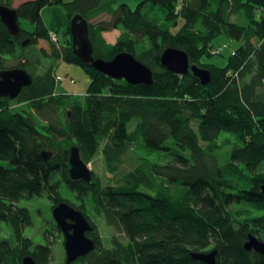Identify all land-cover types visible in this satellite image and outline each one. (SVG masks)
<instances>
[{
	"label": "trees",
	"instance_id": "1",
	"mask_svg": "<svg viewBox=\"0 0 264 264\" xmlns=\"http://www.w3.org/2000/svg\"><path fill=\"white\" fill-rule=\"evenodd\" d=\"M120 1L26 2L17 10L34 28H21L18 37L0 20V72L23 68L33 76L17 98L24 106L14 109L9 98H0V222L14 236L0 242V264H23L27 255L50 264L51 238L58 236L49 233L46 245L25 236L33 220L20 203L48 192L54 210L66 201L62 184L80 202L68 201L91 223L87 236L95 244L72 264H205L192 254L213 250L216 264H264V256L244 244L257 233L264 242V0H138L136 9ZM0 2L12 7L14 0ZM147 5L161 7L167 22L150 20L143 13ZM51 6L63 13L64 24L44 21L42 12ZM103 14L109 20L92 22ZM76 15L89 23L95 59L132 53L153 71L154 83L131 85L83 64L70 31ZM180 20L184 23L173 34ZM51 27L63 32V49L51 41ZM117 29L123 30L117 41L107 42L104 33ZM222 35L239 43L228 56L226 44L214 45ZM29 46L53 61L43 73L35 71L40 57L32 56L38 58L35 65L23 63ZM168 48L187 52L191 64L210 71L211 82L204 86L192 72L168 70L161 62ZM218 57L224 64L216 63ZM62 58L89 71L84 95L57 91L55 67ZM75 146L87 164L101 150L110 174L106 182L94 173L90 183L71 178ZM141 149L163 150L173 158L153 161L142 157ZM42 151L52 152V158L44 159ZM220 152L228 158L224 165ZM131 153L139 154L137 163L122 174ZM90 195L96 215L126 236V244L114 235L112 247L104 246L87 215ZM54 230L63 236L57 224Z\"/></svg>",
	"mask_w": 264,
	"mask_h": 264
},
{
	"label": "water",
	"instance_id": "2",
	"mask_svg": "<svg viewBox=\"0 0 264 264\" xmlns=\"http://www.w3.org/2000/svg\"><path fill=\"white\" fill-rule=\"evenodd\" d=\"M20 14L17 9L8 7L0 2V20L12 37H18L21 32ZM70 31L74 52L83 64L91 66L96 71L114 79L125 80L131 85H152L154 83L153 71L142 62L138 61L132 53L121 52L111 60L95 59L93 46L89 40V23L81 15H76L71 20ZM30 40L22 43L23 47ZM162 64L171 72L179 75L193 73L202 85L211 82L209 70L191 64L189 55L178 48H168L161 56ZM33 84V76L23 68L7 69L0 72V98L15 100L23 89ZM71 114L69 113V117ZM53 153L42 151V157L49 160ZM70 176L73 180H84L90 183L93 179L92 170L81 157L78 147H72L70 152ZM264 192V188H263ZM53 217L64 236L66 264L75 263L80 258L86 257L95 250L94 242L87 236L92 230L91 223L85 215L67 202H61L53 210ZM248 251L256 250L264 255V242L256 236L250 235L245 244ZM217 250L193 253L195 260L205 264H216ZM23 264H37L31 255L23 259Z\"/></svg>",
	"mask_w": 264,
	"mask_h": 264
},
{
	"label": "rangeland",
	"instance_id": "3",
	"mask_svg": "<svg viewBox=\"0 0 264 264\" xmlns=\"http://www.w3.org/2000/svg\"><path fill=\"white\" fill-rule=\"evenodd\" d=\"M29 1H32V0H14L12 7L17 9L19 6ZM71 1L72 0H66V2H71ZM182 1L183 0H180V3ZM120 2H125L132 9H136L139 1L138 0H121ZM57 8H58L57 6L47 7L42 12L43 19L49 26L51 25V22L53 21L52 19L54 18L60 24H64L63 13H61L60 10ZM143 13L146 14L150 20H155L158 23L167 22L165 20V12L159 6H154L153 8H151L150 5H147L143 9ZM106 20H109V16L107 14H103L99 16L98 18L92 20V22L97 24V23H100ZM19 22H20V26L22 30L31 32L34 28L32 22L24 17H20ZM183 23H184L183 20H180L179 26L171 28V32L173 34H176L179 31V29L182 27ZM122 32H123L122 29L105 32L104 38L106 39L107 42L114 44L119 38V36L122 34ZM60 33H63V32L61 31L58 33L57 31L53 30L52 27L48 30V35L50 36V38L51 37L53 38V39L51 38V41L55 43V45L59 49L61 48L63 49V46H65L67 42H66V39L62 37ZM65 37H67V35H65ZM67 39L69 38L67 37ZM225 44L228 46V48H226L224 55L228 56L230 52L239 43L236 41L230 40L229 38H227L226 35H222L221 37L217 38L214 41L215 46L222 45V47H225ZM58 48L55 49V52L57 53H58ZM23 54L24 55L26 54L27 56V58L23 60V63L27 62L28 60L30 64L34 62L33 65H35V60H37L38 58H35L32 56H36V57L38 56L41 58V66L39 65L36 66L35 68L36 73H43L53 64L52 60L44 58L40 49L37 48V46L27 47L23 51ZM9 60H10L9 66H12V64H10L11 58ZM216 63L222 65L224 64V59L218 57L216 58ZM55 71H56L58 92L62 91L68 94H76V95H84L86 93L89 83H90V74L88 70L76 64L67 63L62 58L60 59V61L57 62ZM9 100L12 102L10 103L11 108L19 109L22 106H24V104L17 102V99L15 100L9 99ZM135 122L136 120L129 125L130 129H132V126ZM174 150L175 149L173 148V151ZM225 151L228 153V152H231L232 149L228 148ZM139 154L144 158L151 159L153 161H160V162H166V161L172 160L173 158L172 156L167 155V152L163 150L149 151L147 149H141ZM226 154H224L223 157H225ZM138 155L135 153H131L130 155H127V157L125 158V163L120 171L122 174L134 168L135 164L137 163V158L135 156H138ZM221 155H222V152L219 153L220 163L224 165L226 160H228V158L224 159L221 157ZM89 167L92 170V173H94L95 176L99 177L100 180L104 182H106L107 177L110 176V174L107 173L105 161L101 153V150L96 155V157L89 163ZM60 193H61V196L67 201V203L71 202L74 205L80 204V202L76 199L74 194L67 188L65 184H62L60 186ZM87 200H88L87 201V215L91 218L93 223L97 225L99 232L102 235L104 246L106 248L112 247L111 239L114 235L118 236L119 239L123 243L126 244L128 242L126 236L118 232L114 227L109 226L104 216L96 215L91 195L87 198ZM52 205L53 203L49 199L48 192H43L41 196H36L30 200L21 201L20 206L26 207L29 209L32 215V220H33V225L27 227L24 231V234L25 236L31 238L36 245L38 244L46 245L48 244V241H47L48 234L53 231L55 235L58 237L51 238V240L53 241L55 240V243L52 246V249H53L52 260L50 264H65L66 263V252L64 248L65 238L64 236L60 237L59 233H57L54 230L56 222L53 217ZM3 240L12 241L14 240V236H13V231L10 228V226H8L4 222H0V242ZM77 264H85V263H77Z\"/></svg>",
	"mask_w": 264,
	"mask_h": 264
},
{
	"label": "flooded vegetation",
	"instance_id": "4",
	"mask_svg": "<svg viewBox=\"0 0 264 264\" xmlns=\"http://www.w3.org/2000/svg\"><path fill=\"white\" fill-rule=\"evenodd\" d=\"M10 99V98H9ZM260 240H261V236L257 233V235H256ZM249 239L247 238V240H245V242H244V244H246V242L248 241ZM251 251H254V252H256V253H258L256 250H251ZM260 254V253H259ZM262 255V254H261ZM264 256V255H263Z\"/></svg>",
	"mask_w": 264,
	"mask_h": 264
},
{
	"label": "built area",
	"instance_id": "5",
	"mask_svg": "<svg viewBox=\"0 0 264 264\" xmlns=\"http://www.w3.org/2000/svg\"><path fill=\"white\" fill-rule=\"evenodd\" d=\"M52 38V37H51ZM53 39V38H52Z\"/></svg>",
	"mask_w": 264,
	"mask_h": 264
}]
</instances>
